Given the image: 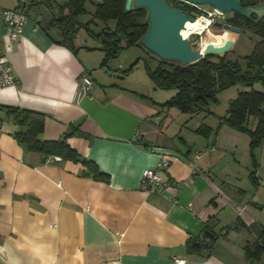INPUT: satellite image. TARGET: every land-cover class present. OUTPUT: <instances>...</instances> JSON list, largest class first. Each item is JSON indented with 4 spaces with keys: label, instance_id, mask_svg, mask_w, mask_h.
Instances as JSON below:
<instances>
[{
    "label": "crops",
    "instance_id": "crops-1",
    "mask_svg": "<svg viewBox=\"0 0 264 264\" xmlns=\"http://www.w3.org/2000/svg\"><path fill=\"white\" fill-rule=\"evenodd\" d=\"M51 18L49 11L42 24L28 20L8 54L16 83L0 88V106L44 113L42 139L68 134V144L110 180L86 176L81 163L59 157L42 163L40 154L16 140L17 127L0 109V264H250L244 246L257 240L264 223L253 201L244 202L248 189L227 191L221 140L226 123L209 139L194 132L215 126L204 120L188 125L196 115H178L162 130V111L152 97L127 88L117 71L93 73L89 52L75 42L72 51L58 44L55 29L45 30ZM84 75L96 84L78 98ZM177 120L183 122L179 131L173 130ZM163 160L170 162L162 177L171 187L150 194L142 189L143 173ZM239 218L247 227L229 229ZM205 230L216 236L211 247L201 241ZM196 239L205 246L192 252L188 243Z\"/></svg>",
    "mask_w": 264,
    "mask_h": 264
},
{
    "label": "trees",
    "instance_id": "trees-1",
    "mask_svg": "<svg viewBox=\"0 0 264 264\" xmlns=\"http://www.w3.org/2000/svg\"><path fill=\"white\" fill-rule=\"evenodd\" d=\"M86 1L68 0L66 4L58 5L53 3V0H34L31 5L43 3L49 9L52 18L45 30L55 29L61 38L58 44L76 51L73 36L78 27V16L85 12ZM166 1L172 7L184 12H188L186 7H190L187 4L182 7L170 0ZM247 2L250 1L246 0L243 3L244 6ZM66 9H68L67 14ZM94 19L105 24L100 34L94 33L89 24L86 25L88 32L102 44V50L106 55L103 66L108 65L110 59L119 56L124 47L142 45L141 39L150 28L148 11L144 8L127 11L126 0H98ZM227 22L239 28L253 24L261 37L253 53L245 58L243 64L227 61V55L225 58L216 56L218 60H215L214 56H208L188 66L175 65L160 59L155 69H151L146 63V71L156 88L176 91L175 96L170 100L158 104L161 111L166 114L160 124L162 130L166 129L178 115L195 116L199 113L211 112V104L217 102L218 94L225 89L239 84L248 88L231 101L228 117L223 123L249 136L253 162V170L249 178L252 185L258 188L260 186V180L257 177L259 163L255 152L264 142V19L259 24H255L233 13ZM136 65L137 63L124 71V74H129ZM256 84H261L263 89H255ZM0 109L12 118L17 127L14 134L16 140L28 152L40 154L42 163L45 164L51 157L81 163L86 167L84 173L86 176L109 182L110 176L101 171L94 161L81 157L68 144V134L56 141L42 139L46 121L44 113L14 106H0ZM194 133L209 139L217 132L203 124ZM246 227V224L239 218L234 227L229 229L240 230ZM254 229L255 227L251 231ZM257 233V240L247 242L244 246L245 259L250 264L259 262L264 253V228H258ZM188 246L192 252H196L205 245L196 239L189 241Z\"/></svg>",
    "mask_w": 264,
    "mask_h": 264
},
{
    "label": "rangeland",
    "instance_id": "rangeland-1",
    "mask_svg": "<svg viewBox=\"0 0 264 264\" xmlns=\"http://www.w3.org/2000/svg\"><path fill=\"white\" fill-rule=\"evenodd\" d=\"M67 1L68 0H53V3H56L58 5H64L67 3ZM170 1L174 3L173 0ZM97 3L98 0L86 1L84 7L85 12L81 13L78 16V27L75 35L73 36V41L77 44V49L84 50V52H89L88 54L90 55H88V57L90 59L91 65L93 66V69H95L92 70L93 73L98 70H101L103 74L110 76L111 74H115L117 71L119 73V76L121 77L118 78L121 80L123 85H125L127 88L136 89L137 91H142L146 95H150L153 99H155V101L152 100V98L149 100L157 106H159L158 102L163 104L167 100H170L172 97H174L176 94L175 90H164L155 87L153 88L151 83L149 81H146V79L140 75L146 74L150 78L146 71L145 64L147 63L151 69H155L160 61V58L157 55H155L142 45L124 47L119 56L110 59L108 65L103 66V62L106 55L105 52L102 50V44L86 29V25L89 24L90 29L94 33L100 34L105 27L104 23L100 22L97 19H94ZM17 5H19L18 0H0V7L13 9ZM198 7L204 11L213 10V8L208 5H199ZM65 13H68V9L65 10ZM48 14L49 11L43 3L35 4L32 5L28 10V20L37 23V25L38 23L42 24L44 19L47 18ZM232 16L233 13H226L224 15L221 14V16L218 17V21L216 22L228 23L227 20ZM215 36L218 37V41L220 42L223 39L222 44H220V46H223L226 40L232 38L233 42L235 43V46L227 54L226 59L227 61L239 62L241 64L245 62L246 57L250 56L253 53L256 44L261 40V37L256 32V29L253 24L246 26L244 25V27L241 28L240 33H235L231 31L224 32V30H222L221 28H216L215 26H212L209 29V32H204L202 35H193L188 39L190 40V44L193 49L199 48L201 46V43H203V47H219V43ZM221 36L223 38H221ZM82 54L84 56L85 53ZM213 58L215 60H218L216 56H214ZM169 62L175 65H180V63L178 62ZM136 63L137 65L129 74H124V71H127ZM132 73L134 75L129 78L128 83H125L127 78ZM98 78L99 80H97V83H103L102 79L99 76ZM104 80L107 81L106 78H104ZM93 83L96 84V82ZM254 88L257 90L263 89L261 84H256ZM246 90H248V88L239 84L221 91L217 96V102L211 104V112L199 113L195 117H193V119L191 117H188V125H190V127H194L200 121L204 120L206 124L215 126L216 132L218 133L217 128L220 125V122H225V118L228 117V110L231 101L236 99L240 92ZM161 114L163 115L162 118L164 119L166 114L164 112H162ZM181 118L185 117L183 116ZM158 120L160 119L158 118L157 122ZM175 121L176 119L174 120V122ZM180 123L181 120H177L173 127V130L179 131L180 127H182L181 125L183 122L181 124ZM226 125V131L223 133L221 140L224 145V157L222 159V163L225 166V173L228 175V178L225 181L227 183H230V186L228 187L227 191L233 193L234 186L240 187L242 189H248V197L244 200V202L251 203L253 201V203H251L252 208H254L253 212L257 213L259 219H261V221L264 223V142L260 145L258 149H256L255 152L259 164L262 165L258 169L257 173L261 185L256 188L252 185V183H250L251 181H249L248 179L250 172L252 171L253 164L250 153V138L247 134L235 131L228 124ZM189 134L190 136L195 137L193 133L189 132ZM197 138L199 140H202L199 137ZM177 144L179 145V147H182L178 143V141ZM257 204L263 207V209L259 210L258 212L255 209V206ZM261 259L264 261V253L261 256Z\"/></svg>",
    "mask_w": 264,
    "mask_h": 264
},
{
    "label": "water",
    "instance_id": "water-1",
    "mask_svg": "<svg viewBox=\"0 0 264 264\" xmlns=\"http://www.w3.org/2000/svg\"><path fill=\"white\" fill-rule=\"evenodd\" d=\"M196 6L208 5L220 14L236 13L243 18L259 24L264 19V0H253L256 3L244 6L246 0H181ZM144 8L148 11L150 28L142 37L141 44L163 61L178 62L182 66L194 64L208 56L225 58L235 45L233 40H226L223 46H204L193 49L190 40L183 36L182 31L194 16L172 7L166 0H126V10ZM216 28L224 32L240 33L241 28L229 23L215 22ZM160 122V120H158ZM216 236L208 230L201 235V241L212 246Z\"/></svg>",
    "mask_w": 264,
    "mask_h": 264
},
{
    "label": "built area",
    "instance_id": "built-area-1",
    "mask_svg": "<svg viewBox=\"0 0 264 264\" xmlns=\"http://www.w3.org/2000/svg\"><path fill=\"white\" fill-rule=\"evenodd\" d=\"M19 6L14 9L0 7V25L3 26V32L0 33V88L12 86L16 83L14 68L9 60V53L13 51L14 44L18 42L23 35L24 28L28 23V10L34 0H18ZM179 6L186 7L187 14L194 16L196 20L206 19L209 23L204 32L218 21L221 14L213 9L212 11H204L196 5L189 4L181 0H173ZM203 32V33H204ZM202 33V34H203ZM194 33L193 35H202ZM189 37V38H190ZM203 47V43L200 44ZM93 81L90 76L84 75L80 87L78 89V98L85 96L90 91ZM200 159V155L195 156V161ZM170 166L169 161H161L156 167L146 169L142 176V189L150 194H162L171 187V182L163 179L162 175L168 172ZM197 168V164H194ZM176 264H184V261H176Z\"/></svg>",
    "mask_w": 264,
    "mask_h": 264
},
{
    "label": "bare ground",
    "instance_id": "bare-ground-1",
    "mask_svg": "<svg viewBox=\"0 0 264 264\" xmlns=\"http://www.w3.org/2000/svg\"><path fill=\"white\" fill-rule=\"evenodd\" d=\"M209 23L206 19H199L194 22L190 21L186 24V28L182 31L184 37L189 38L194 33L202 34ZM216 37V36H215Z\"/></svg>",
    "mask_w": 264,
    "mask_h": 264
},
{
    "label": "flooded vegetation",
    "instance_id": "flooded-vegetation-1",
    "mask_svg": "<svg viewBox=\"0 0 264 264\" xmlns=\"http://www.w3.org/2000/svg\"><path fill=\"white\" fill-rule=\"evenodd\" d=\"M248 1H250L249 3L247 2V3H245V5L246 6H249V5H253V4H255L256 2L254 1V3H253V0H248ZM252 1V2H251Z\"/></svg>",
    "mask_w": 264,
    "mask_h": 264
}]
</instances>
